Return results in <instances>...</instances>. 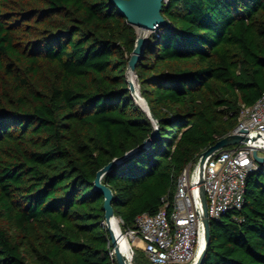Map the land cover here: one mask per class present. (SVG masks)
<instances>
[{
	"label": "trees",
	"instance_id": "trees-1",
	"mask_svg": "<svg viewBox=\"0 0 264 264\" xmlns=\"http://www.w3.org/2000/svg\"><path fill=\"white\" fill-rule=\"evenodd\" d=\"M162 14L135 71L153 120L129 89L137 30L110 0H0V264H117L97 172L151 138L102 180L135 228L257 102L264 0H166ZM245 200L212 220L202 264H264V164Z\"/></svg>",
	"mask_w": 264,
	"mask_h": 264
},
{
	"label": "built area",
	"instance_id": "built-area-1",
	"mask_svg": "<svg viewBox=\"0 0 264 264\" xmlns=\"http://www.w3.org/2000/svg\"><path fill=\"white\" fill-rule=\"evenodd\" d=\"M248 141L220 149L210 155L203 167V183L210 219L218 220L230 209L244 205L248 174L264 157V91L251 106L243 104L239 124ZM200 160L189 163L179 175L172 203H165L155 214H141L136 227L126 235L142 243L150 264H195L204 244L203 207L200 194ZM106 225V222L104 221ZM111 255H115L111 251Z\"/></svg>",
	"mask_w": 264,
	"mask_h": 264
},
{
	"label": "water",
	"instance_id": "water-1",
	"mask_svg": "<svg viewBox=\"0 0 264 264\" xmlns=\"http://www.w3.org/2000/svg\"><path fill=\"white\" fill-rule=\"evenodd\" d=\"M115 6L118 8L119 12L125 16L128 22L134 27L144 28L151 31H156L160 26L166 23V19L162 14L164 2L166 0H110ZM146 42V37L140 36L138 34L135 48L129 60L128 71H136L137 62L141 53L143 52L144 45ZM129 80V79H128ZM129 89L131 91L132 96H134L135 86L129 80ZM144 99V98H143ZM145 100V99H144ZM146 102V101H145ZM147 103V102H146ZM148 113L151 115V118L154 120L153 115L149 110V106L147 104ZM156 131L158 129L157 124ZM247 133L245 129L239 128L237 132L227 134L226 136L220 138L215 144L206 148L201 152V160H200V194H201V202L203 207L202 213V222L204 224V244L200 251V254L195 262V264H202L207 253V248L210 242L211 236V223L213 219H210L208 212V199L205 191L203 183V167L206 159L220 149H224L230 146L239 145L244 141H248V137L244 134ZM157 132L152 134V137L155 136ZM151 138L147 139L144 143L136 147L135 149L129 151L127 154L120 158H116L109 162L106 166L100 169L97 172V179L95 180V187L100 191L105 198L104 201V210H105V222L106 226L109 229L111 244L113 245V251L115 254V259L117 264H128L127 257L125 254L117 247L115 236L110 227V223L113 217H115L114 208H113V198L115 197L112 189L102 182L104 175L112 170L115 165L117 166L120 162L125 159L131 157L132 155L139 153L141 150L146 148L147 144L150 142ZM254 158L259 164H264V157L258 155V151L254 152Z\"/></svg>",
	"mask_w": 264,
	"mask_h": 264
},
{
	"label": "rangeland",
	"instance_id": "rangeland-1",
	"mask_svg": "<svg viewBox=\"0 0 264 264\" xmlns=\"http://www.w3.org/2000/svg\"><path fill=\"white\" fill-rule=\"evenodd\" d=\"M136 30H137V33L140 35V36H144V37H149L154 31H151V30H147V29H144V28H139V27H135ZM128 79L132 80V82L134 83L135 85V90L136 92L134 93L135 95L133 96V98H135V102L136 104L144 111L146 112L147 114L148 113V108H147V103L145 102V100L143 99L144 97L141 95V90H140V85H139V82H138V78H137V75L135 72L133 71H128ZM117 218H119V221H120V226H121V229L122 231L126 234V229H124V226H123V221L120 217L116 216ZM129 238V241L132 245V250H133V259H132V263L134 264H138L135 262V256H139L141 257V260L142 258H144L145 260H147V257L144 253V250H143V247L142 245H138L136 244V242L134 243V239L131 238L130 236L128 237ZM138 240V239H135V241ZM130 262V261H129ZM145 263V262H144ZM145 264H149V263H145ZM173 264H178V263H173Z\"/></svg>",
	"mask_w": 264,
	"mask_h": 264
},
{
	"label": "bare ground",
	"instance_id": "bare-ground-1",
	"mask_svg": "<svg viewBox=\"0 0 264 264\" xmlns=\"http://www.w3.org/2000/svg\"><path fill=\"white\" fill-rule=\"evenodd\" d=\"M131 82H132V80H131ZM133 85H134V83H133ZM135 92H136V90H135ZM110 227H111L112 232H113V234L115 236L117 247L127 257L128 264H134V263H132V259H133V256H134L133 255V250H132V245H131V243L129 241L128 236L121 229L119 218H117L116 216L113 217L112 220H111V223H110ZM136 242H140V241L136 240Z\"/></svg>",
	"mask_w": 264,
	"mask_h": 264
},
{
	"label": "crops",
	"instance_id": "crops-1",
	"mask_svg": "<svg viewBox=\"0 0 264 264\" xmlns=\"http://www.w3.org/2000/svg\"><path fill=\"white\" fill-rule=\"evenodd\" d=\"M136 244H138V245H140V244H141V245H142V243H141V242H136Z\"/></svg>",
	"mask_w": 264,
	"mask_h": 264
}]
</instances>
